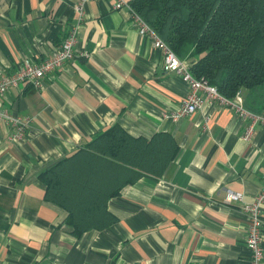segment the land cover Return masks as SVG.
<instances>
[{"label": "crops", "instance_id": "0c3cea01", "mask_svg": "<svg viewBox=\"0 0 264 264\" xmlns=\"http://www.w3.org/2000/svg\"><path fill=\"white\" fill-rule=\"evenodd\" d=\"M77 1L0 0V74L49 57L76 24L77 51H89L41 87L25 81L0 95L29 120L11 140L0 119V264H249L247 214L226 196L251 199L262 187L264 124L244 139L249 120L219 98L167 117L189 91L185 78L164 69L163 51L128 7L90 0L80 19ZM115 123L133 135L170 132L177 154L162 175L144 174L110 197L113 223L76 235L39 173Z\"/></svg>", "mask_w": 264, "mask_h": 264}, {"label": "trees", "instance_id": "16d2710c", "mask_svg": "<svg viewBox=\"0 0 264 264\" xmlns=\"http://www.w3.org/2000/svg\"><path fill=\"white\" fill-rule=\"evenodd\" d=\"M193 74L264 113V0H131ZM178 144L170 132L133 135L120 123L39 173L45 197L67 211L76 235L116 220L110 197L144 174L162 175Z\"/></svg>", "mask_w": 264, "mask_h": 264}, {"label": "built area", "instance_id": "2783aa9c", "mask_svg": "<svg viewBox=\"0 0 264 264\" xmlns=\"http://www.w3.org/2000/svg\"><path fill=\"white\" fill-rule=\"evenodd\" d=\"M87 1L90 0H78L76 3V9L80 13V19L84 16V5ZM124 6L128 7L130 11L131 23L140 33L148 35L153 40L155 47L163 51L164 69L181 74L189 84L188 93L176 108L166 113V116L177 121L186 114L201 108L206 98H219L224 103L234 107L241 118L249 120L243 135L244 139L249 140L256 131V125L259 123L264 124V113H257L245 107L242 95L243 89H239L233 97H226L218 90L216 85L208 82L205 78L195 76L188 62L181 58L142 14L133 7L131 1L116 0V8ZM77 31L78 25H73L60 45L44 60H26L15 71L1 73L0 95L5 93L9 88L17 87L25 81L31 82L35 87H41L50 72L62 67L67 61L76 58L77 55L88 56L89 51L87 49L77 51ZM200 91H203L205 95L201 94ZM0 119L13 127V131L9 135L11 140L23 138L29 125L28 118H25L6 106L0 105ZM208 119L209 116H206V120ZM226 200L229 202L240 201L242 210L247 214L248 228L246 242L250 249L249 264H264L262 244L264 226V182L260 190L251 199H247L242 192L230 190L226 196Z\"/></svg>", "mask_w": 264, "mask_h": 264}]
</instances>
